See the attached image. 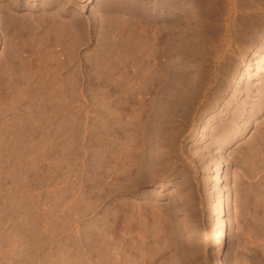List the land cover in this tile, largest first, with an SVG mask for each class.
I'll list each match as a JSON object with an SVG mask.
<instances>
[{"label":"rangeland","instance_id":"1","mask_svg":"<svg viewBox=\"0 0 264 264\" xmlns=\"http://www.w3.org/2000/svg\"><path fill=\"white\" fill-rule=\"evenodd\" d=\"M91 1L0 0V264H264V95L246 93L264 85V0H226L219 30L214 0ZM185 44L215 78L181 136ZM132 99L165 106L166 125L146 145L159 155L128 172L111 128ZM255 102L249 128L238 120L239 137L214 147ZM219 163L231 197L220 250Z\"/></svg>","mask_w":264,"mask_h":264},{"label":"bare ground","instance_id":"2","mask_svg":"<svg viewBox=\"0 0 264 264\" xmlns=\"http://www.w3.org/2000/svg\"><path fill=\"white\" fill-rule=\"evenodd\" d=\"M225 1L226 0H214L213 6H215V8L214 7L213 8L215 9V11H214L213 17L211 16L212 14L210 15V12L213 10L210 11V9H208L207 13H206L207 16H209V17L211 16L212 17L211 19H214L213 25L217 29L221 27L220 22L223 19L221 16V8L223 7V3ZM205 2H208V1H205ZM210 2H213V1H210ZM85 4H86L85 2L82 5L79 4V5H81V6H79L80 7L79 10H86V11L92 10L93 1L87 0V5L85 6ZM207 7H209V6H207ZM205 9H207V8H205ZM2 20H3V17H2V15H0V21H2ZM255 24L253 25V27L256 26ZM0 25L2 26L1 23H0ZM4 26L5 25H3L2 27H4ZM211 27H212V25H211ZM207 29L208 28H206L205 32H207ZM2 31H4V30H2ZM217 35H219V33ZM183 42H182V44H183ZM161 50H162V47H161ZM197 53H198L197 47L189 48L185 44V46L183 48H181V136L184 135L185 131H188L187 130L188 128H190V127L193 128L199 121L202 120L201 117L203 116V111L205 110L204 107H206V105H207V103H206L207 96L209 95V92H210V91H208L210 89L207 88L206 86L210 85L212 80L215 78V76L213 74L208 73L204 69L205 67H200L199 64H197V65L195 64V62H196L195 56L197 55ZM263 55H264V52H263ZM186 60H187V62H186ZM186 63L191 64V66H188V67L194 68L195 74L190 76L189 71H188V67H186V65H185ZM0 67H5V66L2 65ZM246 69H250L249 66ZM261 71H262L261 73H264L263 67H262ZM239 75H240V77L242 76L241 74H239ZM1 77H2V75H1ZM106 83H107V81L105 82V86H106ZM213 84H215V83H213ZM246 88H247L246 93H252V94L255 93L256 95H258L260 97H262L264 95V85L262 83L257 84V86H254V84H248V85H246ZM121 95H119V96H121ZM123 97L121 99H123ZM202 98L204 100H202ZM139 101H135L134 99H132L130 101H124L123 100V102H125L124 104L122 102H120L123 105H121L119 108V116L117 115V113H118L117 112L116 113V115L118 116L117 120L115 122L113 121L114 122L112 124L113 126L112 125L109 126L110 128H111V126L114 128V129L111 128V130H114V133L117 135V139L119 141L118 143L120 145L119 147L123 149L125 144H128V146H129V149H127L128 152L126 154L121 153L122 155L120 156V158L118 160L121 168H123V170H124V167H127L129 169V170H127L128 172L131 171L132 168H135V167H137L138 169H141L145 164H147L148 158L151 157L150 154H152V158L154 157V159L159 155V153L156 152V149L154 152L152 151L153 153L148 152L150 150L146 149V145H148L147 144L148 141H151L152 143L157 144L159 136H160V132L164 129V127L166 125L165 121H164L165 117H163L161 115L163 113L162 111H163L165 106L164 107L162 106L161 108H163V109H162V111H160L161 109L157 105L159 102H161V100L160 101L158 100L157 104L155 103L157 105L155 107L152 105L153 103L151 105H148L146 103L147 101L144 102L145 100L142 102H139ZM245 104L246 103L242 104L239 107V109L237 110L238 113L239 112H244V113L246 112ZM156 107H158V109ZM259 108H260V106L258 105V103L255 102L254 105L251 107V109L246 113V115H244V118H242V114L239 113V114H237L238 116H236V120H233L230 124L225 123V124H222L221 126H219L218 129L216 130L214 147L215 146L216 147L217 146L218 147H227L228 145L233 143V141L235 139H237V137H239V135L236 133L237 130L235 129V125H239L238 120H242V122L244 121L243 125H245L244 129L246 131V129L249 128L248 127L249 121H247V120L251 119L252 117L257 116L258 115L257 109H259ZM104 125H105V134L107 137V134L109 132L108 131L109 127H108L106 121H105ZM112 134H110L111 137H112ZM179 134H180V130H177V131L173 130L172 133L170 132L168 134L167 142L168 141L171 142V141H173V139L175 140ZM230 134H232V138H230ZM110 135H108V136L110 137ZM109 137H107V139ZM107 139L104 138V140H107ZM104 142H106V141H104ZM108 144H109V142H108ZM110 146H111V144L107 148H110ZM148 148H150L149 145H148ZM106 150L108 151V149H106ZM118 151H116V152H118ZM120 152H123V151H119V153ZM116 157H119V156H116ZM114 159H116V158H114ZM114 159H113V161H114ZM107 163H109V162H107ZM148 164H149V162H148ZM117 165H118V163H117ZM170 165L171 164L169 163V165H168L169 168H170ZM138 169H136V170H138ZM151 171H152V169L150 171L148 170V173L150 172V175L152 177ZM223 171H224V169H223L222 163H219L217 165L216 169L214 171H212V178L217 185L216 191H217V197L219 198V201L216 202V204L212 208V212H211V216L216 218L217 222H216V230H214V232H212L210 234V239L212 240V242L214 243L215 247L218 250H220L222 248V245H223L222 241H223V238L225 237V235L227 233V220H226L225 215H224L225 205L231 201L230 194L228 192L225 193L223 191V187H222L224 184ZM124 173L122 172V174H124ZM158 186L159 185H156L155 187H158ZM185 233H186V235H191L187 231ZM215 264H222V263H221V261L217 260L215 262Z\"/></svg>","mask_w":264,"mask_h":264}]
</instances>
